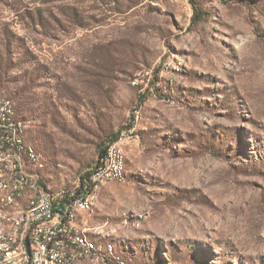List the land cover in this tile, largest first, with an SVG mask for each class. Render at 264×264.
Listing matches in <instances>:
<instances>
[{
  "label": "rangeland",
  "instance_id": "1",
  "mask_svg": "<svg viewBox=\"0 0 264 264\" xmlns=\"http://www.w3.org/2000/svg\"><path fill=\"white\" fill-rule=\"evenodd\" d=\"M0 96L55 190L122 129L79 219L122 264H264V0H0Z\"/></svg>",
  "mask_w": 264,
  "mask_h": 264
},
{
  "label": "bare ground",
  "instance_id": "2",
  "mask_svg": "<svg viewBox=\"0 0 264 264\" xmlns=\"http://www.w3.org/2000/svg\"><path fill=\"white\" fill-rule=\"evenodd\" d=\"M1 106H8L9 115L2 119L3 130L10 134V142L20 156H12L14 169H24V163L29 167L30 172L38 178L39 186H34V178L31 174H24V178L13 176L12 169L2 170V182L13 183L14 190H7L6 196L0 197V210L3 215L0 218V260L19 261L23 259L25 242L29 238L35 225L37 211L44 209L49 204V195L60 197L64 193H73L78 187V180L82 179L84 172H80L76 188L55 190L50 185L43 183L34 173L31 166H40L38 155L33 147L26 144L23 139L21 123L14 118V109L11 102L1 99ZM138 117V116H137ZM124 135L108 145L112 168L116 176L107 178H94L88 186H84V205L79 202L70 203L67 242L57 247H51L56 242V235H45L44 247L40 250V264H81L84 259H99L110 264L111 258H119L116 253L108 249L107 241L97 242L91 238L82 224L79 222L83 213L91 211L94 202V192L100 185L107 181L121 179L125 173V154L123 149ZM104 168V160H99L90 168ZM89 168V169H90ZM89 169L87 171H89ZM76 179V178H75ZM75 182V181H74ZM41 189V190H40ZM31 197H37L33 199ZM68 202L60 201L58 215H55L54 225L56 229H63L67 222ZM73 244L83 246L95 257L82 255V250H74ZM114 245V244H113Z\"/></svg>",
  "mask_w": 264,
  "mask_h": 264
},
{
  "label": "built area",
  "instance_id": "3",
  "mask_svg": "<svg viewBox=\"0 0 264 264\" xmlns=\"http://www.w3.org/2000/svg\"><path fill=\"white\" fill-rule=\"evenodd\" d=\"M1 99H8L4 96H0V197L6 196L7 190H14L13 183L2 182V170L12 169L13 176H19L24 178V174H31L34 178V186H39L38 178L30 172L29 167L24 163V169H14L12 164V156L21 155L14 151V146L10 142V134L3 130L2 119H7L9 115L8 106H1ZM123 134H125L123 132ZM126 143L129 135H126ZM100 160H104V168H90L82 175V179L78 180V187L80 192L74 189L73 193H64L60 197H52L49 195V204L42 210L37 211L35 216V225L29 238L25 242V251L23 253V259L19 261H1L0 264H40V250L44 247L45 235H56V242L51 247H57L67 242V230H68V217L69 207L72 202H79L80 205H84V186H88L90 180L94 178H107V176H116L112 168V159L110 158V151H108V144L105 148L104 154ZM41 190V189H40ZM32 200L37 197H31ZM60 201L68 202V210L65 213L67 215V222L63 229H56L54 225L55 215H58V208ZM4 210H0V218L3 215ZM74 250H82V255L87 257H95L92 252L84 248L83 246H77L73 244Z\"/></svg>",
  "mask_w": 264,
  "mask_h": 264
},
{
  "label": "trees",
  "instance_id": "4",
  "mask_svg": "<svg viewBox=\"0 0 264 264\" xmlns=\"http://www.w3.org/2000/svg\"><path fill=\"white\" fill-rule=\"evenodd\" d=\"M200 15L199 14H196L195 18L199 19ZM11 102L10 99H7ZM12 104V102H11ZM13 106V105H12ZM122 128H126V126L122 127ZM122 129H119V130H116L115 132L111 133L110 135H108L106 137L105 140L101 141L98 145H97V159L95 161V163H97L101 156L104 154L105 152V148L107 146V144L109 145L110 143L116 141L121 135H120V132H121ZM94 163V164H95ZM77 189V188H76ZM77 192H80V187L76 190ZM94 239V238H93ZM96 240V239H94ZM97 241V240H96ZM98 242V241H97ZM116 255V254H115ZM120 258H115V257H112L111 258V263L113 262H118V263H121V261H119ZM122 264V263H121Z\"/></svg>",
  "mask_w": 264,
  "mask_h": 264
}]
</instances>
